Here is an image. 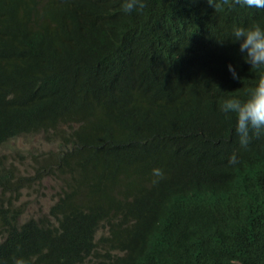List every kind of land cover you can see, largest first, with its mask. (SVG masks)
Here are the masks:
<instances>
[{
  "label": "trees",
  "instance_id": "16d2710c",
  "mask_svg": "<svg viewBox=\"0 0 264 264\" xmlns=\"http://www.w3.org/2000/svg\"><path fill=\"white\" fill-rule=\"evenodd\" d=\"M119 3L0 0L1 31L15 34L0 40V146L36 133L58 141L35 155L33 175L0 153V261L264 264V135L242 148L220 140L217 106L257 79L226 38L233 24H264V9L146 0L124 14ZM63 49L83 50L92 83L62 103L77 80L56 67L52 103L46 69ZM153 167L164 172L157 183ZM48 173L62 190L47 214L22 219L25 204L14 200ZM100 225L108 234L98 239Z\"/></svg>",
  "mask_w": 264,
  "mask_h": 264
},
{
  "label": "clouds",
  "instance_id": "9594fccd",
  "mask_svg": "<svg viewBox=\"0 0 264 264\" xmlns=\"http://www.w3.org/2000/svg\"><path fill=\"white\" fill-rule=\"evenodd\" d=\"M207 3L217 11L225 6L231 8L234 5H239L245 9H264V0H207ZM119 7L121 12L124 14H129L134 11L139 13L142 12L146 7V0H120ZM3 18L4 15H1L0 23ZM14 35V32H3L0 28V40H8ZM226 39L230 42H238V47L242 58L250 65L251 69L260 70L257 73V79L251 85L245 87L238 94L228 95L220 98L217 104L218 110L224 114L225 118L234 121V123H231L220 115V132L222 134L220 140L222 139L224 141L233 142L236 145L238 144L239 148H242V146H246L248 144L252 135H264V24H261L258 21H252L247 25L233 24ZM224 40L225 39H218L220 42H223ZM82 51L83 50L79 51L77 55L71 54L69 57L66 55H61L67 53L65 49L61 51L57 50L55 53L50 65L47 66L46 69L47 84L51 81L48 87L49 95L47 94L46 96L50 102L55 103V98L53 97V80L56 67L59 68L61 66H69L71 76H74L77 80L74 83L72 81L71 83L70 81L66 82L63 86L64 96L62 103H71L78 89L86 81H88L89 85L91 86L93 74L91 70L92 65L89 62L82 60ZM227 70L231 73L233 78H239L237 76L236 69L231 63L227 64ZM39 85L40 88H42L44 85L41 80ZM72 92L73 97L71 98ZM153 103L156 104L157 108L159 109V99L153 101ZM148 106L149 108L151 107L149 104ZM196 109L199 114L203 115L211 112L199 109L197 107ZM61 127L65 131H70V128L65 124H63ZM191 134L192 130L191 128H188L183 135L188 136ZM174 139H176V135ZM48 141H51L55 144V148L50 150H55L58 147L57 140ZM50 150L47 152H42L38 156L47 155ZM31 159L32 164H30V167L32 168L28 170L26 174L20 173L23 176L33 175L35 173V156ZM234 159V155L229 157L230 162L234 161ZM151 172L153 177L151 181L153 183H157L164 176L163 170L159 167H153ZM51 174L55 175V173ZM46 175L50 174L48 173ZM55 177L58 178L56 175ZM101 227L103 226L100 225L97 231L98 239L101 236L108 234V225L105 233L98 234ZM0 264H3V262L0 261ZM12 264H31V261L22 256H16L13 258Z\"/></svg>",
  "mask_w": 264,
  "mask_h": 264
},
{
  "label": "rangeland",
  "instance_id": "374dc122",
  "mask_svg": "<svg viewBox=\"0 0 264 264\" xmlns=\"http://www.w3.org/2000/svg\"><path fill=\"white\" fill-rule=\"evenodd\" d=\"M54 145L53 142L46 140L43 134L37 133L30 136H17L0 146V153L7 156L8 162H13L17 166L19 174H26L32 168L30 167V164H32L31 158L54 149ZM62 185L63 180L56 178L54 174H50L42 180L36 181L31 189H24V195L21 199L14 200L16 206L25 204L22 219L47 214L50 205L53 203V196L62 190ZM105 232L106 228L101 227L98 234Z\"/></svg>",
  "mask_w": 264,
  "mask_h": 264
},
{
  "label": "bare ground",
  "instance_id": "6f19581e",
  "mask_svg": "<svg viewBox=\"0 0 264 264\" xmlns=\"http://www.w3.org/2000/svg\"><path fill=\"white\" fill-rule=\"evenodd\" d=\"M62 1V0H61ZM96 1V0H95ZM81 8V7H80ZM97 13V12H96ZM10 50V49H9ZM9 50H8V52H9ZM33 56H35V55H33ZM227 60H229V59H227ZM15 66H16V63H15ZM13 67H14V65H13ZM19 70H21L20 68L17 70V71H19ZM23 70V69H22ZM22 72V71H21ZM18 74H19V72H18ZM20 75V74H19ZM41 80V79H40ZM16 81H17V79H16ZM21 80H19V82H20ZM23 81V80H22ZM24 82V81H23ZM22 82V83H23ZM39 82V81H38ZM17 84V83H16ZM39 84V83H38ZM20 85H23V84H20ZM36 85V84H35ZM220 86V85H219ZM25 87H26V85H25ZM29 87V86H28ZM35 87V86H34ZM30 88H32V86H30ZM24 88H22L21 90H23ZM18 90H20V89H18ZM17 90V91H18ZM20 90V91H21ZM37 90V89H36ZM25 91V90H24ZM39 92V91H38ZM26 93V92H25ZM32 93H34V92H32ZM31 93V94H32ZM20 94H21V92H20ZM27 94V93H26ZM38 94V93H37ZM22 95H24V93L22 94ZM33 95V94H32ZM36 95V94H35ZM39 95H42V94H40L39 93ZM49 95V94H48ZM25 97L27 96V95H24ZM27 100H28V98H26ZM33 102V101H32ZM26 105H27V103H26ZM59 108V107H58ZM60 116V115H59ZM57 118H58V116H56ZM86 118H87V116H86ZM84 133H86V131L84 132Z\"/></svg>",
  "mask_w": 264,
  "mask_h": 264
}]
</instances>
